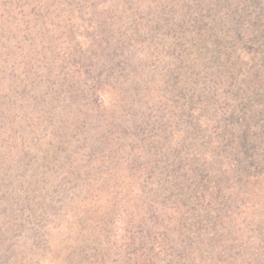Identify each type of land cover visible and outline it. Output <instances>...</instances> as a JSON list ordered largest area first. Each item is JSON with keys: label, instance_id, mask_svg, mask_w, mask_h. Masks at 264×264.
I'll return each instance as SVG.
<instances>
[{"label": "trees", "instance_id": "1", "mask_svg": "<svg viewBox=\"0 0 264 264\" xmlns=\"http://www.w3.org/2000/svg\"><path fill=\"white\" fill-rule=\"evenodd\" d=\"M194 1H2L0 264H264V186L258 187L264 169L247 176L245 190L237 189L229 159L241 144L251 158L260 154L261 135L246 120L241 132L219 129L229 122L227 113L195 118L181 102L193 86L207 92L201 82L209 79L217 88L213 96L245 100L256 84L248 70L259 68L256 77L264 78V65L257 64L264 24L246 25L240 0ZM215 2L227 5L217 11ZM98 16L117 22V44L100 37ZM125 21L131 31L120 25ZM231 24L229 33L208 30ZM234 37L241 45L261 42L254 61L233 49L216 50L209 60L210 42ZM100 54L117 70V86L95 80ZM235 59L236 75L214 67ZM93 119L113 127L99 143L87 125ZM165 119L190 129L169 134ZM103 143L114 149L112 157L96 150ZM181 155L187 168L174 165ZM113 162L117 181L123 180L109 197L116 214L91 207L104 184L91 172L112 173ZM175 166L177 185L166 179ZM121 203L140 208L123 228Z\"/></svg>", "mask_w": 264, "mask_h": 264}, {"label": "rangeland", "instance_id": "2", "mask_svg": "<svg viewBox=\"0 0 264 264\" xmlns=\"http://www.w3.org/2000/svg\"><path fill=\"white\" fill-rule=\"evenodd\" d=\"M3 0H0V5L2 3ZM194 1V0H193ZM261 2L260 6L256 5L251 8L247 2V0H240L239 3L241 4H246L245 9L243 11V15L245 18V22L246 25H249L250 22H253L254 20L260 21L264 24V0H259ZM195 2V1H194ZM227 5V3H223V2H218V3H214V8L217 11H220V9ZM220 15H222V12H220ZM213 16H211L210 18H208V23H212L213 21ZM232 18V17H231ZM96 21V23L99 24V33H100V37H110V39L112 37L113 41L117 44V33L119 32V29H117V22L115 26L109 25V23L106 21L105 17L103 16H98L96 19H94ZM94 21V22H95ZM256 21V22H257ZM231 22L233 23L234 20H231ZM127 22H123V24L120 23V25H122L124 28H126V31H131V29H127L128 25L126 24ZM131 21L128 22L129 25H131ZM258 24V23H257ZM119 25V24H118ZM234 24H231V26H224V29H220L219 27L217 29H208L210 31L214 30L215 32H218L219 30L221 31H225V32H230L233 30ZM251 29H253L252 27H250ZM228 29V31H227ZM257 29V28H256ZM125 30V29H124ZM237 30V29H236ZM244 31H248V29H241ZM259 41L261 40L260 38H262V36H258ZM262 42H264V38H262ZM210 48H211V52L210 55H208L209 60L213 59V54L216 50L219 49H223L226 51H229L230 49H233L234 51H236V55H239L244 58L247 59L248 62L250 61H254L255 59V49L258 47V45H260L261 42H259V44H256L254 46L253 42H249L245 45H241L240 42L236 39V37H234L233 39L231 38H221L220 40H216L213 42H210ZM101 46L103 47H107V44L105 42L100 43ZM239 49V50H237ZM209 54V53H208ZM108 56L102 55L100 54L97 60V67L95 69V72L98 73V69H101V73H99V76L97 74L94 75L95 80L97 81H101V82H105L107 81L108 83L113 84L114 86H117V78L119 77L117 70H112L111 68V64L110 61L107 58ZM109 61V62H106ZM216 61V60H215ZM257 61V60H256ZM236 59L232 62H221L218 63L216 62L214 64L215 69L218 67H226L225 71H226V76L230 75V74H237L239 69L236 66ZM258 67H261L264 65V55L261 56L257 62ZM212 68V66H211ZM259 69V68H258ZM255 70V68L251 67L248 70V73H250L251 77L253 78V81L255 84V88H249L248 90V94L245 98V100H241V97H238L237 95L235 96L233 94L232 95H227L226 97H215L213 96L212 92L214 91V89L216 88L215 84L213 83L214 79L212 80H204L202 83L206 84V88L208 89L207 92H201L199 87L197 86H193V88L195 89L194 93L192 95H190L187 99H185V101H181L184 105H186V110H187V114H190L191 112L194 113L195 118H200V116L205 115V111L206 114L208 113H220V110L223 111V113H227L226 118H228L229 122H226L222 125L219 126V129H223L224 126L229 125V128L231 129H235V131L237 132H241V129L243 127V121H247V122H252V126L254 127V131L255 132H259V134L261 135L260 140H259V153L260 154H255L252 158L251 155L248 153V151L241 149V145H245V144H241L240 146L236 147V150H238L239 152H237V154H233L230 155L231 157L230 159V166L232 168V172L235 175V177H237V179H235L234 185L237 187V189H241V190H245L246 189V181H247V176L251 175L252 177L257 175V177H259L262 173V169H264V167H259L260 165H264V78L262 76L256 77V73L257 70ZM189 72V68H185V70L183 71V73H185L181 79H186V74ZM204 76V74H203ZM262 77V78H261ZM173 78H170L169 81L172 82L171 86L176 87V83L173 82ZM230 87H227L225 90H228ZM217 89V88H216ZM219 90V89H218ZM257 90V92H255ZM172 95L174 96H178L179 93V88H174V90H172ZM230 92V90H229ZM253 93H255V96H252ZM257 93V94H256ZM250 96V97H249ZM261 96V98L259 99V97ZM248 97V98H247ZM251 98V99H250ZM180 99V98H179ZM178 99V100H179ZM174 100V99H173ZM257 101H259L257 104ZM251 103H255L254 105V112L251 110ZM160 117V114H155L154 115V119L156 118V120H153V122L157 123L159 122L157 120V118ZM235 119H232V118ZM254 117V118H253ZM103 121L99 122V120H91L88 121L87 125L90 127L95 128L94 132H95V137L98 138L97 141L102 142L103 140H106L109 136V132L111 128L113 127H109L102 123ZM166 122V126L167 127V132L173 133L175 135H185V133H187L190 129L188 127V125L185 124V122H178L176 124L171 123L169 120L165 119ZM254 123V125H253ZM107 128V129H106ZM157 129V128H156ZM180 131V132H179ZM92 131V134L94 133ZM190 137V136H189ZM128 140H126L127 142ZM131 141V140H130ZM94 143H96V141H93ZM187 143H189L188 141H186ZM186 142H184V144H186ZM251 144V143H250ZM95 145V144H94ZM103 147H101L99 149V146H97L96 150H98L101 154V157H112V153H113V148H108L104 143L102 145ZM236 146V145H235ZM254 149H256L255 151H258V146L256 148V146H253ZM262 151V152H261ZM235 149H234V152ZM246 153V154H244ZM103 154V155H102ZM261 157H259V156ZM99 158V156H97ZM184 156L181 155V157H177V160L175 161L176 163H174V165H183L182 167L187 168L188 165V161L185 162L183 159ZM29 164V163H28ZM117 163L113 162L112 165V173L109 172L107 173V171H96V172H91V178L92 180H101V182L103 181L104 184H102L103 186L101 187L98 186V190H100V192H102L101 195L97 196L100 192L98 191V193H96V198L92 201L91 203V207H96L102 211L107 210V212H114L115 214L117 213V203L116 204H111L109 203V197H112L111 193L115 190L117 193V186H120V182H122L123 180H119L117 181ZM28 166V165H27ZM165 166H168V168L171 166L170 164H167ZM192 166H190L189 168H191ZM24 168L27 169V167L25 166ZM171 168V167H170ZM173 169V168H172ZM192 169V168H191ZM175 171H176V166L173 169V172L171 173H167V175H170V178H166L169 179V181H171V183H173V185H177L174 184L176 183L174 180V175H175ZM258 171V174H257ZM107 175L111 176V182L108 181L109 177ZM220 176H222V174L218 175V178H220ZM204 177V174H203ZM106 181V182H105ZM129 181V180H126ZM168 181V180H166ZM219 181V180H218ZM262 181H263V176H262ZM261 181V182H262ZM252 182L255 183L254 180H252ZM260 182V188H262L264 186V184H262ZM204 182H202L200 180V183L198 184V187H202V184ZM204 185V184H203ZM169 187V191H173L172 188L173 186L170 184L168 185ZM99 187H101L99 189ZM234 187V186H233ZM115 188V189H114ZM73 190V188H72ZM224 191V189L222 190V192ZM58 191L56 190L54 195H58V198H60V194L57 193ZM122 193V192H121ZM124 193V191H123ZM183 193V192H182ZM110 194V195H109ZM117 197V196H116ZM130 204V203H129ZM222 202L217 203V205H220L219 207L222 206ZM120 207H122V218H120V226L121 228H123L126 225H130V221H132L133 217L135 216L136 212L139 211V207L137 205H128L126 203H121ZM152 215V214H151ZM150 216H147L146 218H149ZM119 220V219H118ZM146 220V219H145ZM111 223L114 224V226L116 227L117 230V218L116 219H111ZM258 227V225L256 226Z\"/></svg>", "mask_w": 264, "mask_h": 264}]
</instances>
